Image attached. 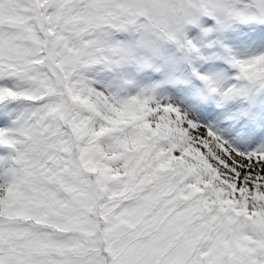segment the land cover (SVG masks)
Instances as JSON below:
<instances>
[{"label":"snow or ice","instance_id":"snow-or-ice-1","mask_svg":"<svg viewBox=\"0 0 264 264\" xmlns=\"http://www.w3.org/2000/svg\"><path fill=\"white\" fill-rule=\"evenodd\" d=\"M0 264H264V0H0Z\"/></svg>","mask_w":264,"mask_h":264}]
</instances>
